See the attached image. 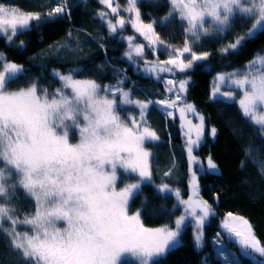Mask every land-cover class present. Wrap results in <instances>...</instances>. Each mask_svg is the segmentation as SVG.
I'll return each instance as SVG.
<instances>
[{"label": "snow or ice", "instance_id": "6c2138e0", "mask_svg": "<svg viewBox=\"0 0 264 264\" xmlns=\"http://www.w3.org/2000/svg\"><path fill=\"white\" fill-rule=\"evenodd\" d=\"M98 2L108 9L97 16L110 34L130 24L134 33L147 41V45L136 43L134 35L123 38L128 44L123 55L138 71L157 80L170 74L173 78L164 79L169 95L155 101L134 99L132 90L123 86L126 76L114 84L101 85L93 78H77L82 69H53L50 75L59 86L52 87L41 84L40 77L29 76L24 65L0 54V232L19 264H121L126 254L135 257L138 264H153L180 245L188 221L194 225L195 247L202 248L203 227L214 214L212 205L201 197L197 172L191 168L187 199L182 198L179 188L167 183L155 186L161 193L174 195V209L183 208L171 224L149 228L141 219L142 208L130 211V201L152 177V152L146 144L159 140L157 131L148 124L147 112L156 105L174 118L173 110L178 111L188 123L184 144L188 162L192 165L197 161L193 152L204 139L205 117L185 99L191 77L176 79V72L186 73L196 63L206 61L211 52L194 51V46L202 37L225 36L237 16L252 23L246 32L235 34L217 50L220 56L239 54L247 42L264 35V0H168L169 12L159 21L147 23L137 6L139 0H125L127 18L119 16V0ZM64 14L70 16L66 0H57L45 13L24 12L0 0V34L11 42L34 25ZM110 15L118 17L115 23ZM173 18L186 25L180 47L166 44L155 29L157 23L163 25ZM146 46L154 56L158 48L166 49L168 58L146 59ZM223 86L232 90L222 92ZM210 96L236 101L242 116L264 136V55L257 52L243 67L218 72ZM122 106H135L139 116L131 112L121 115ZM187 113L195 114L199 122L193 124ZM217 131L212 126L208 134L215 137ZM204 159L207 170L217 169L211 155ZM199 167L204 170L203 163ZM118 170L137 179L118 187ZM258 171L264 177V167ZM168 175L171 170L165 173ZM18 187L34 201V211L22 218L12 203ZM5 221L9 228L3 227ZM60 222L64 227L58 226ZM18 226L27 230L18 231ZM221 227L225 236L218 233L214 240L219 264H241V257L264 264V243L247 218L229 212ZM226 240L239 246L240 256L231 252Z\"/></svg>", "mask_w": 264, "mask_h": 264}, {"label": "trees", "instance_id": "16d2710c", "mask_svg": "<svg viewBox=\"0 0 264 264\" xmlns=\"http://www.w3.org/2000/svg\"><path fill=\"white\" fill-rule=\"evenodd\" d=\"M5 2L24 12L40 13L47 12L57 4V0ZM66 3L70 16L64 14L52 21L34 25L30 30L16 35L11 42L7 41L3 34L0 35V54L8 60L24 65L29 70V76L40 77L41 84H50L52 87L59 86L50 75L53 69L62 72L82 69L77 78H93L102 84H114L117 79H124L126 76L124 87L132 90L134 99L155 101L167 96L162 81L138 73L135 66L124 57L123 53L128 45L122 38V33L132 31L130 24H126L118 34H110L107 25L97 16V12L108 9L98 0H66ZM119 4V16L127 18L129 14L123 11L125 0H119ZM137 6L146 23L152 19L159 21L170 10L168 0H139ZM109 18L116 21L118 17L113 18L110 15ZM251 23V19L237 16L233 21L232 30L225 36L202 37L199 44L194 46V51L211 52L206 61L196 63L194 68L185 74L191 77L188 100L205 117L206 139L196 153L202 158L211 155L220 169V173L216 174L209 171L199 172L195 168L200 195L214 207L216 214L206 225L207 244H204L203 249L195 248L193 226L188 224L182 231L180 245L153 264H204L205 260L207 264H219L212 240L220 231L221 219L229 212L247 218L253 225L255 234L264 243V177L258 171L264 167V136L242 116L236 103L212 99L210 96L212 80L218 72L241 68L255 53H264L261 51L264 50V35H260L257 39L247 42L239 54H230L227 57L218 54L217 50L221 46L233 40L235 34L246 32ZM185 26L173 18L163 25L157 23L155 29L166 44L180 47L185 39ZM69 32L71 36L68 35ZM21 41L24 42L23 47H20ZM147 55L149 59L168 58L167 50L160 48L155 56L150 50H147ZM23 82L22 77L21 83ZM129 112L135 116L139 114L135 106H128L123 107L121 115ZM147 121L157 131L159 140L146 144L152 148V177L150 182L146 181L141 185L140 191L130 201V211L142 208L141 219L144 225L155 228L166 223L171 224L175 217L180 216V209L173 208L176 204L175 197L169 192L161 193L155 186L167 183L180 188L187 197L190 176L179 118H170L153 105L147 112ZM212 126L218 130L215 137L208 134V129ZM73 138H76L75 135ZM169 170L171 175L165 176ZM12 203L21 218L23 214L34 211V201L27 197L20 187L17 188ZM3 227L9 228L10 225L5 221ZM17 230L27 229L18 226ZM230 244L238 250V246ZM16 255L7 247L6 237L0 232V264H19ZM126 257L131 261L122 260L121 264H138L136 258L127 255ZM242 258L244 264H254L250 258Z\"/></svg>", "mask_w": 264, "mask_h": 264}, {"label": "rangeland", "instance_id": "374dc122", "mask_svg": "<svg viewBox=\"0 0 264 264\" xmlns=\"http://www.w3.org/2000/svg\"><path fill=\"white\" fill-rule=\"evenodd\" d=\"M113 18L115 17H117V16H115V15H111ZM113 23H115V21H113ZM120 32V30H118L115 34H118ZM0 35H2V34H0ZM130 35H134L135 37H136V39H135V42L136 43H143V44H145V45H147V41H145L144 39H143V37H140L139 36V34H136V33H134V30L132 29V31L130 32V31H125V32H123L122 33V38H126L127 36H130ZM125 40V39H124ZM125 42H126V40H125ZM127 43V42H126ZM128 45V44H127ZM127 50V49H126ZM147 50H149L148 48H147V46L145 47V58L146 59H148V60H153V59H149L148 58V55H147ZM261 55H264V53H260ZM186 58H190V56H188V54H186ZM134 66V65H133ZM141 67H143V64H142V62H141ZM136 68V67H135ZM137 69V68H136ZM61 71V70H60ZM62 72V71H61ZM137 72L138 73H141V74H144V75H147V74H145L144 72H142V71H138L137 70ZM181 74H183V76L181 75ZM148 76V75H147ZM177 76H181V77H177ZM186 77H189V75H187V74H185V73H180V72H176V75H175V78L176 79H184V78H186ZM171 78H173L172 76H170L169 74H162V78L161 79H159L160 81H162L163 83H164V79H171ZM156 79V78H155ZM98 82V81H97ZM98 83H100V82H98ZM101 85H104V84H102V83H100ZM105 84H111V83H105ZM165 85V84H164ZM124 86V85H123ZM125 88V87H124ZM126 90L128 89V88H125ZM232 89H230L229 87H227V86H223L222 88H221V91L222 92H224V91H231ZM187 94H188V90H187V93H186V95H185V99H186V101H187V103H189L190 101H188V96H187ZM167 95H169V94H167ZM239 96H240V93L237 91L236 92V101H238V99H239ZM166 97V96H165ZM164 99V98H163ZM212 99H222V100H225V101H230V100H227L226 98H224V97H222V96H220V97H217V98H212ZM236 101H231V102H234V103H236L237 104V102ZM190 104H193L192 102H190ZM238 105V104H237ZM158 107V106H157ZM159 108V107H158ZM173 112H174V118L175 117H177V118H179V120H180V129H181V134H182V139H183V148H184V150H185V152H186V149H185V147H184V144H185V140H186V137H185V132L187 131V127H188V123H187V120H183L182 121V119H181V117H180V113L178 112V111H176V110H173ZM198 112V111H197ZM164 113V112H163ZM199 113V112H198ZM165 114V113H164ZM135 116V115H134ZM139 116V114L137 115V117ZM170 118H173V117H170ZM187 118H188V120H191L192 121V123L193 124H196V123H198L199 121H198V119H197V117H196V115L195 114H193V113H187ZM183 125V126H182ZM205 132H204V139H203V141H202V143L205 141V139H206V136H205ZM75 135V139L73 138V136ZM193 139H195V132L193 131ZM76 139H77V135H76V133H75V131H73L72 132V141L73 142H75L76 141ZM149 149H150V151H152V148H150V147H148ZM199 148V147H198ZM197 147H194V152H193V155H195L196 157H198V160L197 161H194L193 163H192V165H190L189 164V162H188V174H189V176H190V178H191V172H190V168L192 169V170H195V168H197L198 169V171L199 172H206V171H209V172H211V173H220V169H219V167H217V169H215V170H207V164H206V162L204 161V158H202V157H200L197 153H196V151H197V149H198ZM186 157H187V152H186ZM150 159H151V157H150ZM187 160H188V157H187ZM201 163H203L204 164V170H201L200 169V164ZM118 174H119V176H120V179L118 180V183H117V186L118 187H122L123 186V183L124 182H126V181H128V180H131L132 182H134L135 180H136V176L135 175H129V176H125L124 174H123V170H118ZM143 183H145V182H143ZM142 183V184H143ZM141 184V185H142ZM171 188H178V187H174V186H170ZM180 189V188H179ZM181 190V189H180ZM170 193V192H169ZM172 194V193H171ZM191 194V189H190V186H189V195ZM173 195V194H172ZM188 195V196H189ZM174 196V195H173ZM181 196H182V198L183 199H187L188 198V196L186 197L185 195H183V193H182V190H181ZM175 201H176V199H175ZM177 203V202H176ZM213 207V206H212ZM178 209H180V215L182 214V212H183V208H182V206H180ZM213 210H214V207H213ZM215 214H216V212H215V210H214V214L212 215V216H210L209 218H208V220L206 221V223H205V225H204V227H203V233H204V238H203V247H204V244H207V242H206V240H205V229H206V225L209 223V221H210V219H211V217H213V216H215ZM226 216V215H225ZM225 216L221 219V221H220V231L218 232L220 235H221V237L223 238L224 236H225V233H224V231H223V229H222V227H221V223H222V221L224 220V218H225ZM239 216V215H238ZM188 224H191L192 226H193V236H194V225L191 223V221H188L187 223H186V225L184 226V228L188 225ZM58 226L59 227H64V224H63V222H60L59 224H58ZM160 227V226H159ZM183 228V229H184ZM183 229H182V231H183ZM217 233V234H218ZM217 236V235H216ZM215 236V237H216ZM215 237L213 238V240H212V245H213V247H214V249H215V254H216V245L214 244V240H215ZM226 243H227V247L231 250V252H233V253H235L237 256H240V249H239V246L235 243V242H228L227 240L225 241ZM230 243H233L234 244V246H238V250H236ZM195 246V245H194ZM203 247L202 248H198V249H203ZM196 248V247H195ZM197 249V248H196ZM128 257H131V258H135V257H132L130 254H126ZM126 255L124 256V257H122V260H130L131 261V259L130 258H127L126 257ZM216 257H217V255H216ZM218 258V257H217ZM257 259H260L259 258V256H257ZM122 260H121V262H122ZM250 260H251V258H250ZM254 264H256V262L255 261H253V260H251ZM241 264H244V260H243V258L241 257Z\"/></svg>", "mask_w": 264, "mask_h": 264}, {"label": "crops", "instance_id": "0c3cea01", "mask_svg": "<svg viewBox=\"0 0 264 264\" xmlns=\"http://www.w3.org/2000/svg\"><path fill=\"white\" fill-rule=\"evenodd\" d=\"M190 103V102H189ZM194 105V104H193ZM195 106V105H194ZM195 108H196V106H195ZM196 110L198 111V109L196 108ZM204 161L206 162V160L204 159Z\"/></svg>", "mask_w": 264, "mask_h": 264}, {"label": "clouds", "instance_id": "9594fccd", "mask_svg": "<svg viewBox=\"0 0 264 264\" xmlns=\"http://www.w3.org/2000/svg\"><path fill=\"white\" fill-rule=\"evenodd\" d=\"M189 101V100H188ZM191 102V101H190Z\"/></svg>", "mask_w": 264, "mask_h": 264}]
</instances>
